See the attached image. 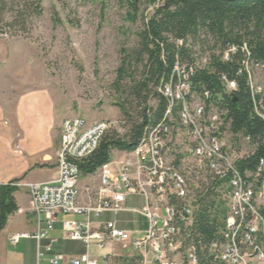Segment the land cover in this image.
Returning <instances> with one entry per match:
<instances>
[{
    "label": "built area",
    "instance_id": "1",
    "mask_svg": "<svg viewBox=\"0 0 264 264\" xmlns=\"http://www.w3.org/2000/svg\"><path fill=\"white\" fill-rule=\"evenodd\" d=\"M238 54L236 74L244 77L252 115L264 123V66L254 63L244 43L227 44L217 55L221 62L231 63ZM207 63L204 57L199 65L204 68ZM192 72V68L174 65L160 89L168 102L162 117L145 128L133 151L120 153L117 159L113 155L97 171L98 186L84 188L83 204L79 201V164L95 153L114 123L63 120L54 178L46 183L11 184L30 198L34 232L12 235L8 243L15 247L21 240H33L40 259L53 252L54 241L48 234L57 220L80 216L83 221H62L61 228L65 239L84 245L85 253L76 258L54 254L49 264H264V155L253 170L237 167L261 143L230 132L226 110L210 101L209 92L199 98L192 92ZM218 82L225 95L235 97V80L221 75ZM14 149L21 154L17 146ZM177 157L178 167L174 164ZM184 159L191 161L186 164ZM210 181L216 186L211 187ZM207 187L215 189L227 210L219 239L198 244L192 230L195 194ZM130 196L142 198V209L125 208ZM125 212L146 222L141 236L119 229L113 221L99 220L104 214Z\"/></svg>",
    "mask_w": 264,
    "mask_h": 264
},
{
    "label": "trees",
    "instance_id": "2",
    "mask_svg": "<svg viewBox=\"0 0 264 264\" xmlns=\"http://www.w3.org/2000/svg\"><path fill=\"white\" fill-rule=\"evenodd\" d=\"M42 2L0 0V36L8 39V32H23L28 18L41 16ZM135 2L126 0L131 9L126 20L130 23L136 20L133 10ZM148 3L153 7L152 13L147 19H142V28L135 35L136 48L121 62L113 84L116 91H119V84L127 77L132 59L135 66L142 64L139 79L132 80L127 89L129 97L137 104L134 120L123 136L119 137L114 131L104 135L95 153L79 164L81 177L94 176L102 166L112 161L114 153L133 151L145 128L160 120L168 106L160 89L169 80L176 63L192 68L189 81L196 97L209 92L210 101L226 110L232 134L249 135L261 144L264 140V123L252 115L244 77L236 74L240 54L231 63L221 62L219 55L211 54L207 56V66L201 68L198 56L193 51V47L198 44L201 49L206 47L208 43L203 39L208 38L214 42L213 48L219 53L227 44L240 46L244 43L250 49L254 63L264 66V0H148ZM177 42L182 45L179 46ZM221 75L237 82L235 103L223 93L218 82ZM149 99L156 102L155 109L147 106ZM117 106L122 116L128 117L124 105L121 103ZM261 144L252 157L237 163L241 171L254 169L258 159L264 155ZM179 160V157L175 159L176 167L179 166ZM210 184L211 187L216 186L215 182L210 181ZM211 187L195 194L192 230L193 239L198 244L219 239L226 215L225 202L220 200ZM15 191L11 183L0 186V232L7 217L16 211L12 196Z\"/></svg>",
    "mask_w": 264,
    "mask_h": 264
},
{
    "label": "rangeland",
    "instance_id": "3",
    "mask_svg": "<svg viewBox=\"0 0 264 264\" xmlns=\"http://www.w3.org/2000/svg\"><path fill=\"white\" fill-rule=\"evenodd\" d=\"M135 1L133 10L136 20L130 23L126 20L131 11L126 0H43L41 16L28 18L23 32H8V39L0 37L28 47L33 60L32 71L39 73L42 81L45 80L48 97L59 121L79 118L88 125L109 121L114 123L111 131L119 137L128 131L137 104L129 97L127 89L132 80L139 79L142 64L135 66L132 59L127 77L119 84V91L113 84L121 62L136 48L135 35L142 28V19H147L153 9L148 0ZM203 41H207L206 47L201 49L199 44L193 47L198 61L219 53L213 48L212 40ZM121 103L128 117L122 116L117 106ZM147 106L155 109L156 102L149 99ZM176 142L179 139L176 138ZM57 145L56 140L54 153ZM14 147L12 149L16 152ZM114 155L116 159L121 156L120 153ZM183 161L189 164L191 160ZM36 174L39 172L36 171ZM80 180H85L82 185H88L86 188L98 186L97 177H80ZM141 207L138 199L129 201L128 208ZM111 217L120 228L136 231L134 237L141 236L147 227L143 219H136L130 213ZM80 220L65 218V221ZM127 222L129 224H125ZM19 250L22 259L16 263L13 258H8L6 264H31L27 253L29 249L23 242H20ZM12 251L9 249V255L15 254ZM90 254L95 255L93 251ZM32 264H37L36 260ZM38 264L48 263L41 259Z\"/></svg>",
    "mask_w": 264,
    "mask_h": 264
},
{
    "label": "crops",
    "instance_id": "4",
    "mask_svg": "<svg viewBox=\"0 0 264 264\" xmlns=\"http://www.w3.org/2000/svg\"><path fill=\"white\" fill-rule=\"evenodd\" d=\"M32 62L28 47L0 38V186L9 183H46L55 175L54 146L57 140V149L59 147L60 126L64 119L59 121L56 118L45 80L42 81L40 74L32 71ZM14 145L19 148L21 154L14 152L12 149ZM36 171L39 174L35 175ZM94 177H97V174L89 176L90 179ZM85 180L79 179L80 204L85 202L84 187L88 186L82 185ZM89 188L93 190V187ZM12 196L16 211L7 217L6 224L0 232V264H6L8 258H13L16 263L22 259L20 242L29 249L27 253L31 264L34 260L38 264L41 259L49 264L48 260L54 254L76 258L85 253L84 245L65 239L61 228V222L65 221V218H81L80 221H83V217L80 216H66L57 220L53 230L48 234V238L54 241L53 252L44 254L40 259L37 258L36 244L33 240H21L15 247L11 246L8 243L10 236L34 232L28 194L16 189ZM134 199H138L143 207L141 197L130 196L125 202L126 209L131 210L128 204ZM117 215L104 214L99 220L113 221L122 229L117 221L111 219V216ZM133 216L136 219L141 218L134 214ZM9 249L15 254L9 255Z\"/></svg>",
    "mask_w": 264,
    "mask_h": 264
},
{
    "label": "water",
    "instance_id": "5",
    "mask_svg": "<svg viewBox=\"0 0 264 264\" xmlns=\"http://www.w3.org/2000/svg\"><path fill=\"white\" fill-rule=\"evenodd\" d=\"M232 100L234 103L236 102V98L234 96L232 97Z\"/></svg>",
    "mask_w": 264,
    "mask_h": 264
},
{
    "label": "bare ground",
    "instance_id": "6",
    "mask_svg": "<svg viewBox=\"0 0 264 264\" xmlns=\"http://www.w3.org/2000/svg\"><path fill=\"white\" fill-rule=\"evenodd\" d=\"M34 140V139H33ZM33 142V141H32ZM35 144V143H34ZM34 144H33V146H34ZM32 145V144H31ZM10 150V149H9Z\"/></svg>",
    "mask_w": 264,
    "mask_h": 264
}]
</instances>
